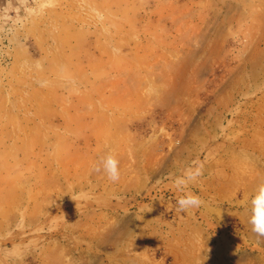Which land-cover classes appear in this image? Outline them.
I'll list each match as a JSON object with an SVG mask.
<instances>
[{"label":"rangeland","instance_id":"1","mask_svg":"<svg viewBox=\"0 0 264 264\" xmlns=\"http://www.w3.org/2000/svg\"><path fill=\"white\" fill-rule=\"evenodd\" d=\"M262 181L264 0H0V264H264Z\"/></svg>","mask_w":264,"mask_h":264},{"label":"clouds","instance_id":"2","mask_svg":"<svg viewBox=\"0 0 264 264\" xmlns=\"http://www.w3.org/2000/svg\"><path fill=\"white\" fill-rule=\"evenodd\" d=\"M103 170L107 178L112 182L120 179L119 161L111 152L102 157L98 164L93 165L94 171ZM201 174L200 170H188L183 176L177 177L174 186L177 191L184 193L177 200V211H187L190 208H199L204 201L201 197L191 191H188L190 183L194 182ZM75 201L74 197H71ZM248 224L252 233L258 238H264V181L258 183L248 201Z\"/></svg>","mask_w":264,"mask_h":264}]
</instances>
